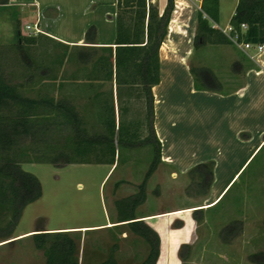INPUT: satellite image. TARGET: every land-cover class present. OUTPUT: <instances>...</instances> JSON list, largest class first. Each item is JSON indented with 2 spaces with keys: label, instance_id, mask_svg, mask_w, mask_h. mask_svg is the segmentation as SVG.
<instances>
[{
  "label": "rangeland",
  "instance_id": "374dc122",
  "mask_svg": "<svg viewBox=\"0 0 264 264\" xmlns=\"http://www.w3.org/2000/svg\"><path fill=\"white\" fill-rule=\"evenodd\" d=\"M30 20L16 9L0 8V73L9 82L20 86L27 96L47 94L56 99L68 97L81 117L96 125L95 114H92L96 110L91 106L89 94L81 91V84H75L87 76L91 64L79 62L80 51L57 49L51 42L38 37L35 46H24L23 49L27 51V59L49 66L50 70L33 76L26 71L25 55L16 46V30L19 29L23 37H35L29 36L26 30L27 26L34 25ZM205 48L195 49L193 63H189V67L215 66L223 71L225 63L216 62L222 61L224 55L213 48ZM59 55L63 56L61 63L58 62ZM199 60L203 63H197ZM172 76L180 82L183 70L179 65L173 66ZM109 89L110 86L106 85L104 91ZM195 89L204 90L196 81ZM132 96L123 101L122 107L118 105L116 123L119 117L125 124L135 122L137 132L145 137L142 125L148 117L146 102L138 93ZM92 129L96 131V126ZM64 135L48 134L45 141L59 144L64 142ZM23 143L25 146L30 144L29 141ZM118 149L114 167L107 178L105 176L111 165L96 164L94 155L89 157L90 164L63 167L22 164L24 171L39 180L42 195L24 208L9 237L3 238L0 233V264H44L43 254L34 248L32 238H18L23 233L34 231L30 233L32 235L36 230L99 225L102 226L87 228L88 232L78 234L81 237L79 257L85 264H96L109 255H113L118 264H139L148 252L146 244L130 233L127 227L110 230L106 223L115 219L114 200L135 193L154 159V152L150 145ZM50 159L59 158L51 154ZM158 178L155 176L147 183L149 198L142 211L150 213L182 207L192 204L188 199L196 198L187 196L185 192L182 194L178 189L169 191L170 181L165 176L159 179L165 192L155 200L153 194L158 189L159 195L161 188L156 186ZM8 216L0 212L1 228L5 227ZM263 219L264 149L216 207L147 221L160 241V256L156 264H254L250 256L264 252ZM235 222H240L242 229L232 237L225 229Z\"/></svg>",
  "mask_w": 264,
  "mask_h": 264
},
{
  "label": "trees",
  "instance_id": "16d2710c",
  "mask_svg": "<svg viewBox=\"0 0 264 264\" xmlns=\"http://www.w3.org/2000/svg\"><path fill=\"white\" fill-rule=\"evenodd\" d=\"M175 0H167L159 15L152 0H117L115 18V50L103 63L93 64V74H101L104 81H112L117 87L142 86L146 102L147 121L142 125L146 132L141 137L135 122L125 124L119 117L116 123L112 93L100 101L101 107L94 116L96 125L87 122L72 102L63 97L50 95H25L21 87L9 82L0 73V212L7 213L1 237H9L18 224L24 208L39 200L42 195L39 180L21 168L22 164H50L57 167L75 164H90L94 155L96 164H115L118 148L133 149L138 145H150L154 159L135 193L114 200L116 223L124 224L128 231L140 238L148 252L139 264H156L160 256V241L157 233L146 220H139L135 212L146 200V185L157 169L160 160V141L153 128V97L151 87L159 83L158 52L167 34V27ZM9 7V0H0V8ZM219 21V0H202L197 15L196 34L193 48L205 45H231L229 39L212 27ZM246 25L240 33V25ZM230 25L240 33L245 43H264V0H238ZM16 46L25 55L26 71L33 76L50 70L49 66L27 59L24 48L36 45L38 37H23L16 30ZM96 28L86 31V43H94ZM113 57V61H111ZM195 81L202 89L220 91L221 84L208 68H190ZM33 74V75H32ZM29 76V77H30ZM31 78V77H30ZM118 105L120 102L118 100ZM94 122V123H95ZM96 126V131L92 128ZM62 143H46L48 134H62ZM24 141L30 144L25 146ZM51 154L59 159L51 160ZM214 162L200 163L188 172L190 184L185 193L190 197L205 195L213 180ZM158 194V189L155 191ZM214 205V204H213ZM202 210H196L199 212ZM264 226V219L263 224ZM242 229L240 222L225 229L234 237ZM31 235L33 246L41 251L44 264H85L79 257L81 237L76 232H48L36 230ZM229 237V236H228ZM225 240H227V238ZM254 264H264V252L250 256ZM96 264H118L113 255Z\"/></svg>",
  "mask_w": 264,
  "mask_h": 264
},
{
  "label": "crops",
  "instance_id": "0c3cea01",
  "mask_svg": "<svg viewBox=\"0 0 264 264\" xmlns=\"http://www.w3.org/2000/svg\"><path fill=\"white\" fill-rule=\"evenodd\" d=\"M152 2L156 3L158 13L162 15L167 0ZM201 3L175 0L167 34L159 48V83L151 87V93L153 128L160 141L161 160L149 180L159 177L156 182V186L161 187L159 195L152 192L155 200L165 192L159 180L165 176L170 181L169 191L178 189L184 194L190 184L188 172L197 164L213 161V180L205 195L188 199L192 204L168 210L142 211L149 198L146 193L144 204L135 212L139 220L189 213L200 207L203 210L216 207L264 149V72H259L242 50L233 45L203 46L213 48L225 57L216 62L225 63L224 69L221 67L223 71L215 66L207 67L221 84V90L195 89V78L191 75L189 63H193L196 52L193 39ZM116 4L117 0H9V7L25 14L31 19V24L40 29L37 37L51 42L57 49L80 51L79 62L91 64L87 76L75 84H81V91L89 94L91 106L96 111L101 107L99 102L107 99L111 92L115 115L118 100L120 107L133 93H138L145 100L139 84L120 87L117 96L114 80L104 81L101 74H93V64L105 62L109 58L108 49L111 48L114 53L116 47ZM237 4L238 0H219L217 25L230 24ZM91 26L96 28V39L92 44L85 41L86 31ZM58 58L61 63L63 56L59 55ZM197 63L203 62L199 60ZM174 65H179L183 70L180 82L172 76ZM106 85L110 89L104 91ZM96 111L92 114L96 115ZM113 167L111 165L105 178ZM131 194L133 192L121 198ZM113 215L115 219L106 223L110 226L107 229L124 227V224L116 223L114 206ZM100 226L60 227L47 231L81 234L88 232L87 228ZM32 232L23 233L18 238L31 237Z\"/></svg>",
  "mask_w": 264,
  "mask_h": 264
},
{
  "label": "built area",
  "instance_id": "2783aa9c",
  "mask_svg": "<svg viewBox=\"0 0 264 264\" xmlns=\"http://www.w3.org/2000/svg\"><path fill=\"white\" fill-rule=\"evenodd\" d=\"M194 2H201L202 0H192ZM212 27L222 32L230 41L231 45L242 50L250 61L256 66L259 72H264V43L252 44L245 43L240 40V33L246 31L247 26L240 25V33L237 32L230 24L224 28H220L217 24H212ZM26 30L29 32V36H36L40 33V29L36 26H27Z\"/></svg>",
  "mask_w": 264,
  "mask_h": 264
},
{
  "label": "water",
  "instance_id": "95a60500",
  "mask_svg": "<svg viewBox=\"0 0 264 264\" xmlns=\"http://www.w3.org/2000/svg\"><path fill=\"white\" fill-rule=\"evenodd\" d=\"M63 232H65V231H63ZM36 233V232H35ZM35 233H33V234H35Z\"/></svg>",
  "mask_w": 264,
  "mask_h": 264
}]
</instances>
